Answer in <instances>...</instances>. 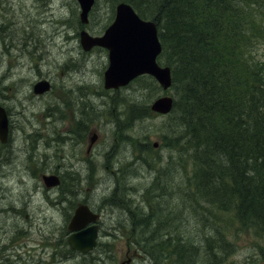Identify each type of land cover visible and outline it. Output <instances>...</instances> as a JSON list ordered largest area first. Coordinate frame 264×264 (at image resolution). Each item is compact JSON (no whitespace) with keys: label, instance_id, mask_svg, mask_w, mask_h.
<instances>
[{"label":"rangeland","instance_id":"1","mask_svg":"<svg viewBox=\"0 0 264 264\" xmlns=\"http://www.w3.org/2000/svg\"><path fill=\"white\" fill-rule=\"evenodd\" d=\"M113 1L115 0H96L89 23L81 24L80 8L76 0H50L47 11H41V3L37 0H0V104L10 112L13 122V142L6 148L7 156L12 157L11 164L7 168L0 167V192L6 194L4 198L0 196V206L3 208L0 209L3 211L0 213V264H20L36 257H43L54 264H90L82 255L72 253L73 255L60 257V254L55 253L56 245L65 250L69 248L66 234L62 239V230L68 219L67 212L72 213L77 205L76 203L74 208H71L68 203L75 196L78 198V194L76 191L74 195L67 193L61 198V203L55 200L59 196L61 186L48 188L41 179L43 173L53 172L52 166L59 168L67 162L70 169L81 168L86 173L87 164L93 163L97 177L87 184L80 179L79 183L83 184L80 196L103 212V227L104 221L110 222L112 219V207L107 204L105 197L112 191L115 178H108L110 172L107 166L117 162L123 155L126 159H132L133 149L128 151L129 146H118L120 142L114 134V124L110 118L107 119L110 113L113 114L111 119L118 115L124 117L121 107L100 105L102 96H96L95 90L102 93L106 91L104 71L109 62L108 51L99 46L91 50L83 49L80 31L86 28L92 34H102L114 17ZM118 2L115 1L116 4ZM259 42L255 53L264 61V40ZM73 62L77 63L78 67L70 69ZM47 76L54 78L52 89L45 94H34L33 83L40 77ZM82 85L84 87L80 89H85L89 96L86 100H82L78 92L74 91L72 94L68 90ZM118 90L119 95L131 99V104L132 98H136L149 108L162 94L168 93L174 97L172 88L164 93L151 74L138 77ZM109 93L113 94L114 91ZM82 101H87L90 105L97 104L98 110L106 113V116L89 123L87 133H83V139L75 140L72 133H81L78 119ZM55 107L63 110L52 114L50 110ZM164 119L165 115L149 110L146 115L136 119L135 128L128 130L127 136L125 133L124 135L130 141L131 130L135 135H147L152 145L158 143V146L154 147L157 150L156 158L163 159L166 155L161 140ZM32 132L34 133L31 137ZM93 132L96 139L88 151ZM60 137L70 138L66 146ZM45 138L53 141L47 143L43 140ZM54 138L62 144L58 145V140ZM31 143H35L36 147L33 153H38L37 156L44 153L43 157H40L51 166L43 170L45 165L30 163L28 155L31 148H25L27 144L31 147ZM108 149L113 153L110 151V159L106 163ZM34 158L33 161L40 163V160ZM134 161L140 164L139 161ZM141 167L140 170L145 171V166ZM175 171L176 167L172 170L173 176ZM152 176V172L147 171L145 175L143 172L141 179L129 178V182L134 187L141 188ZM68 185L63 182L62 189L66 191ZM7 205L10 206L6 207ZM221 219L222 235L233 245L222 264H264V236L254 229L242 227L234 211L224 212ZM58 240L60 244L56 243ZM99 240L109 243L113 258L105 260L104 256V261L94 262L98 252L96 249L89 256L92 264H118L127 258L128 251L135 249V243L126 233L118 234L112 239H107L104 235ZM135 263L157 264L143 258H137ZM164 264H169V261Z\"/></svg>","mask_w":264,"mask_h":264},{"label":"trees","instance_id":"2","mask_svg":"<svg viewBox=\"0 0 264 264\" xmlns=\"http://www.w3.org/2000/svg\"><path fill=\"white\" fill-rule=\"evenodd\" d=\"M115 1L157 24L158 61L172 71L174 105L165 116L178 112L171 147L180 181L200 195H232L226 205L256 231L264 225V61L255 53L264 40V0ZM149 110L144 105L141 117ZM248 162L253 172L244 180L239 166ZM163 261L176 264L169 256Z\"/></svg>","mask_w":264,"mask_h":264},{"label":"bare ground","instance_id":"3","mask_svg":"<svg viewBox=\"0 0 264 264\" xmlns=\"http://www.w3.org/2000/svg\"><path fill=\"white\" fill-rule=\"evenodd\" d=\"M37 2L41 3V11L49 10L48 7L50 5V0H37ZM0 26H2V23H0ZM39 45L36 48H38ZM32 53L36 54L35 52ZM77 67L78 64H75V62L70 65V69ZM39 80L50 81L52 87L53 84H55L54 78L51 76L40 77L36 81ZM81 87L84 86H79L76 89L71 87V89L68 90L72 94L74 91L76 93L78 92V96H80L82 100H86L89 96L87 95V91H84L85 89H80ZM5 88L6 87H4V89ZM104 88L106 89V91L104 90V93L95 90L97 97L98 95L102 96L100 105H104L105 107L120 106L121 113L124 114V117H119L118 115L116 117L113 116L111 119L113 114L110 113L107 117V119L110 118L114 124V134L118 138V142H120V145L118 146L124 148L129 146L127 148L128 151H130L129 149H133L132 159H126L125 155H123L121 158H118L117 162H112L107 166L108 171L110 172L107 175L108 178H115V185L113 183L114 187L112 191L105 197L107 204L110 208L112 207V219L110 222L104 221L103 227V212L96 209L87 199L81 198L80 196V190H82L81 186L83 185L79 183L80 179L84 181V184H87L97 177V172L93 163L87 164L88 169L86 173L81 168L76 170L70 169L71 167L67 162L63 163L59 168H53L52 166L53 173L58 174L64 183L69 184L66 191L60 190L59 196L56 197L55 200L61 203V201H63L61 198H63L64 195L67 193H72L74 195L76 191L78 198L75 196L68 204H70L71 208H74L76 203L84 201L89 205L93 212L99 215L95 221L91 222L92 225L95 224L98 226L99 239L104 237V235L107 236V239H112L118 234L126 233L132 238L135 247H139L140 259L143 258L150 263L164 264L165 261H163V259L166 256H169L174 259L176 264H222L225 258L228 257L229 251L232 249L233 245L224 235H222L223 228L221 226V215L224 214V212L235 211L232 203L226 205V203L232 200L233 197L230 194L225 195L221 192L213 196L200 195L196 192V189H194L195 187L192 182L188 180L183 182L180 181L179 171H175V175H172V170L176 167V163L173 159L171 144L173 136L176 135L178 130V112H172V114L165 116L162 131L166 155H164L163 159H157L155 156L157 150L152 146L147 135H135L131 130L129 136L132 140L130 141V139L126 137L128 135L127 131L131 128H135V120L141 117L140 110L141 106L144 105H142L141 102H138L136 98H132L131 104V99L119 95L118 89L107 88L105 85ZM112 90L114 93H109ZM130 104H136L138 106H133L132 110L134 113L129 115L126 106ZM96 105H90L87 101L81 102V115L78 119L81 133H72L73 136H75V140L83 139V133H87L89 123L106 116V113L103 114V111L100 109L98 110ZM62 110L63 109L60 107H55L50 111L52 114H58ZM33 133L34 132L30 133L31 137L33 136ZM60 138H63L62 140L64 141L65 146L70 139L68 137ZM43 140L47 141V143L53 141V139L48 138ZM57 144L61 145L62 142L58 140ZM30 148L31 153L28 155L30 163L37 164L38 166H41V164L45 165L44 168H42L43 170L48 166H51L42 160L41 157H43L44 153H40L39 156H37L38 153H33V150L36 149L35 143H31V147L27 144L25 149ZM110 151L109 149L106 151V163H108L110 159ZM124 151H126V149ZM111 153H113V151H111ZM33 158L34 160H40V163L33 161ZM11 159L12 157H8L7 151H5L3 156L0 157V167L3 166L7 168L11 164ZM112 160H114L113 155ZM133 160L139 161L140 164L135 161L133 162ZM142 165L145 166V171L143 170L144 175L148 171L152 172L153 176L145 186L143 185L141 188H137L129 182V178L141 179V173L143 172L140 170V167ZM239 167L243 168L241 173H244V180L249 178L253 172L251 162L242 164ZM209 177H211V175L207 174L203 176V180H206ZM68 181L71 182L69 183ZM1 193L2 192H0L1 198H4L6 194L4 195ZM8 206L10 205H7L6 207ZM0 209L3 210L1 206ZM1 210L0 213L3 212ZM70 213V211L67 212V218H69ZM115 215H117V217H114ZM256 215L261 221H263V213L261 209L257 210ZM248 223L252 224L251 222ZM65 227L64 230H62V239L66 234L68 242V237L71 234L68 219L66 220ZM258 227L259 229L256 231L260 232L261 234H259L261 236H264V232L261 230L264 229V225ZM102 232H104V234H102ZM207 233L210 235L207 236ZM204 234L206 236L205 238ZM183 241L189 242V244H186ZM56 243L60 244L59 240ZM68 246L69 248L65 250V248H58L56 245L55 253L60 254V257L73 255L72 253L82 255L83 259H86L92 264V259H90L88 254H79L75 252L69 242ZM141 248L143 249L142 251ZM97 251L98 252L95 254L96 257L93 259L94 262L100 263L101 261H104V256H106L105 260L113 258L111 255L112 253H110L111 249L109 248L108 242L103 243L102 240H100ZM14 263L18 264L17 262ZM20 264L54 263L43 257H36Z\"/></svg>","mask_w":264,"mask_h":264},{"label":"water","instance_id":"4","mask_svg":"<svg viewBox=\"0 0 264 264\" xmlns=\"http://www.w3.org/2000/svg\"><path fill=\"white\" fill-rule=\"evenodd\" d=\"M81 6V21L88 22V13L95 0H78ZM80 41L85 50L94 46L106 47L109 50V66L104 73V85L107 88H119L144 73L154 75L163 88L171 86V70L169 66H161L157 56L162 50L154 21L142 19L127 3H119L116 16L103 35H92L86 29L80 32ZM35 93H43L50 89L48 80H40L34 85ZM173 107V98L165 95L157 98L151 108L154 111L167 113ZM8 135V118L4 108L0 107V138L4 142ZM92 137L91 144L95 141ZM157 146V143H155ZM45 184L50 187L59 183L56 175H44ZM98 214L87 204H80L69 222V242L73 249L87 252L97 244L98 226L87 224L95 221ZM134 254H137L134 251ZM138 255V254H137ZM119 264H133L131 257Z\"/></svg>","mask_w":264,"mask_h":264},{"label":"flooded vegetation","instance_id":"5","mask_svg":"<svg viewBox=\"0 0 264 264\" xmlns=\"http://www.w3.org/2000/svg\"><path fill=\"white\" fill-rule=\"evenodd\" d=\"M6 108V107H5ZM7 111V109H6ZM8 113V111H7ZM10 113V112H9ZM8 113V116H9V131H8V139H7V142L3 143L1 142L0 140V157L3 156V153L5 151H7V147H10L12 145V142H13V137H12V130H13V122L11 120L12 116Z\"/></svg>","mask_w":264,"mask_h":264}]
</instances>
